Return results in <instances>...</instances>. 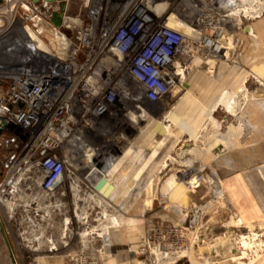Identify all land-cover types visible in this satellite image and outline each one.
<instances>
[{
  "label": "built area",
  "instance_id": "built-area-1",
  "mask_svg": "<svg viewBox=\"0 0 264 264\" xmlns=\"http://www.w3.org/2000/svg\"><path fill=\"white\" fill-rule=\"evenodd\" d=\"M96 1L80 0L76 14L71 0L0 4V43L11 39L0 50V225L6 243L12 238L18 248L11 264H46L25 244L65 240L67 247L74 236L81 242L66 264H103L110 246L102 237L89 235L85 243L81 235H65L77 229V209L88 212L90 197L98 195L99 158L88 150L94 138L108 132L107 143L115 145L133 138L145 120L183 96L197 62L221 61L212 60L211 43L235 29L236 11L247 20L264 13V0H113L112 17L100 23L84 15ZM55 13L59 27L51 23ZM83 128L92 134L78 144L83 164L73 167L67 147ZM113 155L114 165L117 146ZM156 242L141 236L130 250L137 264L189 262L183 244Z\"/></svg>",
  "mask_w": 264,
  "mask_h": 264
},
{
  "label": "rangeland",
  "instance_id": "rangeland-1",
  "mask_svg": "<svg viewBox=\"0 0 264 264\" xmlns=\"http://www.w3.org/2000/svg\"><path fill=\"white\" fill-rule=\"evenodd\" d=\"M71 2L70 12L78 13L80 0ZM96 2L84 15L104 23L113 15V0ZM235 17H240L235 29L221 34L229 53L217 54V64L212 59L213 70L211 61L197 62L185 80L190 91L145 120L133 138L116 144L119 155H137L125 184L129 190L109 201L122 226L114 228L102 215L104 206L88 211L89 231L105 230L104 237H110L105 243H114L103 264H137L130 250L142 235L168 246L183 244L186 264H264V13L249 20ZM246 26L254 28L255 37ZM47 34L45 39L52 37ZM10 40L0 43V50ZM167 125L172 126L165 137ZM107 133L92 144L106 145ZM191 167L201 173L189 172ZM75 228L73 235L85 232L81 223ZM3 238L0 264H11L18 248L12 238L9 244ZM79 242L74 236L57 252L43 246L38 256L46 264H66Z\"/></svg>",
  "mask_w": 264,
  "mask_h": 264
},
{
  "label": "bare ground",
  "instance_id": "bare-ground-1",
  "mask_svg": "<svg viewBox=\"0 0 264 264\" xmlns=\"http://www.w3.org/2000/svg\"><path fill=\"white\" fill-rule=\"evenodd\" d=\"M242 1V0H241ZM247 1V0H246ZM240 15V11H236V13L234 14V20L237 21V19H240V17L236 18L235 16H239ZM247 16V15H246ZM252 17V16H251ZM256 18V17H255ZM39 20V19H38ZM239 21V20H238ZM40 24H43V21H40L39 22ZM173 23L175 24H180L179 21H177L175 18H173ZM239 24V23H237ZM186 27V26H185ZM41 28V26H40ZM187 28V27H186ZM247 34H249V36L251 37H255V30L253 27H248L247 30H246ZM30 37H32L33 40H38L36 35L33 33V32H30ZM225 34V33H224ZM49 35V34H48ZM47 36V35H46ZM220 42H217V44H213L211 43L212 45V48H214V51H213V54L211 53L210 56H212V58H216L217 57V54L221 55H226L229 53V48H227V46H225L224 44V38H220ZM50 40V38H49ZM39 41V40H38ZM40 48L43 49V50H47V48L40 43ZM209 62V61H208ZM207 62V63H208ZM206 63V64H207ZM210 69H214L213 67H215V63L213 61L210 62ZM184 83V89L185 91L189 92L190 90V84H187L186 81L184 80L183 81ZM232 97V96H231ZM174 108V107H173ZM170 115V112L167 111L164 115V120H166V118ZM172 125H167L165 126V137H167L168 135V130L170 129ZM72 127V123H69L64 129L60 130L59 133L57 134L58 138L60 140H62V135L66 132L69 131V129ZM92 130H87L85 128L81 129V130H77L73 136V138L71 139L70 143L68 144V149L70 151V158H69V163L71 166L75 167L77 165V163L79 162L80 158H81V151L78 149V144L87 136H90ZM151 131L147 132V133H143L145 136H147V134L149 135ZM142 134V136H143ZM89 152L92 154V156L95 158H99V160L97 161V164L95 165L96 168H95V174L93 175V180H94V183L96 184L100 179L102 180V178H105V180L107 181V185H105V187L102 189V190H98V195L97 196H92L90 197L89 200H91V206H104V210L102 212V215L104 217H109L110 221L113 223V227L114 228H118L120 225H121V219L120 217L117 215L115 209L113 207H111L109 201L110 199H113L117 193L119 192H123V191H126V190H129L127 187H126V180H127V172L128 170H123L119 176H118V184H114L113 182V179L112 178H108L107 175L104 174V171L107 170V168L110 166V165H113V154L116 152V145L113 143V142H109L107 143L106 145H103L102 144L99 146H97V144H94V145H90V149H88ZM84 152L86 150H83ZM194 168V167H193ZM193 168L191 167L189 169V172H197V176L199 173H201L199 171V169H197L196 171L193 170ZM202 171V170H201ZM124 176H126V178H123ZM102 196H100V195ZM111 209V211H110ZM108 211L110 212V214L108 213ZM121 215V214H120ZM76 217L78 218V223H81L83 226H85V229L84 231L85 232H82V233H79V235H81L82 237V240L83 242H87V238L89 235H93V234H97L99 235L100 237H102L104 240H109L110 237H104V233H105V230L104 232H102V234L100 233H97L94 232V231H89L90 227L88 226L89 225V212L85 211V209H82V211H76ZM122 226V225H121ZM84 228V227H83ZM109 229V228H107ZM108 232L110 235L111 231L108 230L106 231ZM74 232L70 231L68 234L65 233V235H73ZM45 242H39L38 244L34 245L32 244L31 242H28L26 243V247L28 249H34L36 248V250H39L41 251V249L44 247H46V251H49V252H57V251H60L62 249H64L66 243L65 241H59V240H52V241H47L46 244H44ZM244 243V242H243ZM246 243V242H245ZM114 244V243H111V245ZM108 245V244H107ZM110 244L108 246H111ZM246 245V244H245ZM247 246V245H246ZM244 255V254H242ZM237 256V255H236ZM60 264V263H59Z\"/></svg>",
  "mask_w": 264,
  "mask_h": 264
},
{
  "label": "crops",
  "instance_id": "crops-1",
  "mask_svg": "<svg viewBox=\"0 0 264 264\" xmlns=\"http://www.w3.org/2000/svg\"><path fill=\"white\" fill-rule=\"evenodd\" d=\"M40 26H41V30L44 31V33L48 36L47 33L49 32V30H48L47 24L45 22H43V24H40ZM126 153L127 152H124L121 155V158L118 160V162L116 164H114V165L109 167L107 176H108V178H112L113 181L115 180L113 182L114 184H116V183L118 184V182H119L118 176L125 169L128 170V172L126 174L127 178L130 177L131 175L133 176L131 171L133 169V166L135 165L134 161H135V157H136L137 154H131V155L128 154V155H126ZM0 235L1 236L7 235L5 233L4 227L1 226V225H0ZM3 239H5V238H3ZM5 241H6V239H5ZM132 261H134V262L136 261L135 257L132 259Z\"/></svg>",
  "mask_w": 264,
  "mask_h": 264
},
{
  "label": "water",
  "instance_id": "water-1",
  "mask_svg": "<svg viewBox=\"0 0 264 264\" xmlns=\"http://www.w3.org/2000/svg\"><path fill=\"white\" fill-rule=\"evenodd\" d=\"M36 1H38V0H36ZM46 1H48V2H54V1H57V0H46ZM60 1H62V0H60ZM1 2H2V0H0V4H1ZM64 7H65V5L62 4V9H63V10H64ZM60 17H61V14H59V13H55L54 16H53V19L51 20V23H52L54 26L59 27V26H60ZM107 184H108L107 181H106L105 179H102V180L99 182V184L97 185V189L100 191V190H102V189L105 187V185H107Z\"/></svg>",
  "mask_w": 264,
  "mask_h": 264
}]
</instances>
